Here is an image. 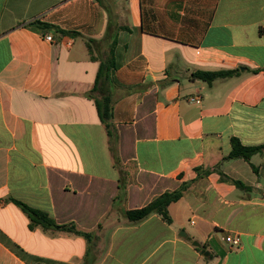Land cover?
<instances>
[{"label":"crops","instance_id":"0c3cea01","mask_svg":"<svg viewBox=\"0 0 264 264\" xmlns=\"http://www.w3.org/2000/svg\"><path fill=\"white\" fill-rule=\"evenodd\" d=\"M111 47L119 170L86 97ZM232 138L264 144V0H0V264H264V154ZM183 184L170 224L125 218Z\"/></svg>","mask_w":264,"mask_h":264},{"label":"trees","instance_id":"16d2710c","mask_svg":"<svg viewBox=\"0 0 264 264\" xmlns=\"http://www.w3.org/2000/svg\"><path fill=\"white\" fill-rule=\"evenodd\" d=\"M29 27L42 31L43 33L52 28V26L42 24L38 21L30 23ZM94 44L95 41L93 40L86 41V46L91 55L93 52ZM112 45H114V43ZM112 57L113 56L111 47L110 54L98 60L99 67L95 77V81L91 90L86 94V97L94 103L99 122L103 126L106 135L109 138V151L113 158V165L117 170H119L120 163L117 157V150L115 147L117 133L113 125V100L111 98L110 86V74L111 71L114 69ZM232 74V71L217 73L195 72L192 76L193 78L210 83L215 78L228 77ZM255 154H264V144L259 146L246 147L242 146L237 139H231V151L229 156L227 157L228 159H243L245 161H249V159ZM231 182H233L235 185H238V182L236 181ZM186 188L187 185L183 184L175 191L165 192L162 195L154 198L150 203H148L142 208L125 211L124 216L127 221L131 223H137L151 215H158L164 222L170 224L171 220L168 215V207L170 204L177 202L183 196V193L185 192ZM125 189V184L122 182V180H119L118 198H123L125 196ZM14 203L27 215L30 222L29 227L31 229L35 227H40L45 231L67 232L75 236H81L87 241H90V233L78 230L74 224H67L61 226L56 225L55 222L50 217H48L46 213L28 207L27 205L21 202L14 201Z\"/></svg>","mask_w":264,"mask_h":264},{"label":"built area","instance_id":"2783aa9c","mask_svg":"<svg viewBox=\"0 0 264 264\" xmlns=\"http://www.w3.org/2000/svg\"><path fill=\"white\" fill-rule=\"evenodd\" d=\"M44 39L46 41H48V42H51L52 41V38H51L50 35L46 36ZM224 240H225V242H227L228 244H230L231 247H237L239 245V243H240L239 238H237V237L227 236V237H225Z\"/></svg>","mask_w":264,"mask_h":264},{"label":"water","instance_id":"95a60500","mask_svg":"<svg viewBox=\"0 0 264 264\" xmlns=\"http://www.w3.org/2000/svg\"><path fill=\"white\" fill-rule=\"evenodd\" d=\"M183 236H185L184 233H182ZM194 246L198 247L199 245L197 243H193Z\"/></svg>","mask_w":264,"mask_h":264}]
</instances>
